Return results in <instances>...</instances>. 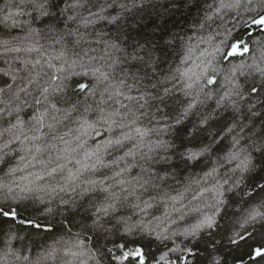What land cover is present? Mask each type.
Wrapping results in <instances>:
<instances>
[{
  "label": "snow or ice",
  "instance_id": "obj_1",
  "mask_svg": "<svg viewBox=\"0 0 264 264\" xmlns=\"http://www.w3.org/2000/svg\"><path fill=\"white\" fill-rule=\"evenodd\" d=\"M61 2L20 0L0 11V26L22 33L0 39V52L29 54L23 59L16 57L20 67L9 64L11 79L27 72L32 83L44 73L45 65L51 70L49 84L34 104L24 101V107H34L27 119L20 115L23 107L16 103L24 89L14 91L13 84L0 87V103L6 100L0 112L16 113L14 122L0 128V164L10 155L18 159L0 179V224L7 223L6 230L0 232V264H196V257H202L203 264H245V256L248 264H264V196L255 200V189L244 192L249 199L220 240H214L208 231L219 226L218 218L229 204L226 194L264 171V163L257 160V154L264 158V136L252 129L251 123L252 117L261 114L255 110L257 106L264 104V0H218L208 5L192 34L174 38L180 44L178 63L156 80L157 58L151 52L147 60L138 54L147 43L136 41L129 53L126 38L111 39L100 33L95 40L98 48H82L70 58L68 38L75 47L88 42L89 33L52 24L46 32L32 26L41 17V23H46L63 15ZM92 6L98 10L89 11L82 20L84 28L98 21L119 24V14L109 20L105 13L108 8L126 9L116 0H97ZM25 7L31 9L32 18L21 22L18 17L25 14ZM79 7L80 0H75L64 11ZM229 14L230 27L225 19ZM213 17L221 20L217 27L223 30L205 36V26ZM42 39L48 40L51 52ZM55 45H60L59 51ZM34 52L37 57L31 58ZM133 62H142V67L133 68ZM73 76H91L104 85L95 106L87 99L96 95L95 85L90 88L79 82L76 87L86 93L81 108L74 106L70 113L51 99L64 94ZM178 94L184 102L177 100L179 110L171 115L166 111L167 102ZM213 98V113H196L204 100ZM216 110L231 111L233 119L221 130L210 131ZM193 115L199 116L198 122L178 144L175 137ZM196 135H207L210 142L192 144ZM228 137L227 150L213 155ZM175 159L185 165L205 161L207 170L187 177L175 194L157 190L155 166ZM136 169L139 171L133 175ZM255 187L257 196L264 193V184ZM150 188L156 190L155 195H147ZM81 208V220L73 222ZM160 208V215H155ZM122 209L130 214L119 215ZM54 212L62 217L58 223L64 235L35 260L31 247L14 246L15 241L26 239L18 234L17 225L31 226L33 231L55 230ZM50 217L52 221L47 222ZM187 217L193 222L185 223ZM73 227L79 230L73 233ZM199 243L204 245L203 254Z\"/></svg>",
  "mask_w": 264,
  "mask_h": 264
},
{
  "label": "trees",
  "instance_id": "obj_2",
  "mask_svg": "<svg viewBox=\"0 0 264 264\" xmlns=\"http://www.w3.org/2000/svg\"><path fill=\"white\" fill-rule=\"evenodd\" d=\"M74 2L75 0H63V2L59 5L63 15L57 16L55 21H46V23H41V20L44 19L41 17L40 19L35 20L32 26L44 29L46 32L47 26L52 24L62 30L79 28L81 32L89 33L86 38L88 42H81L79 46L75 47L72 44V38H68V55L70 58H72L73 52H80L82 48H98L99 46L95 43V40L99 38L98 34L100 33L106 34L107 38L111 39H115L117 36L121 39L126 38V46L129 53L133 51L132 46L136 41H139L142 44L147 43V47L138 54L144 56L145 60H147L148 54L151 52L152 56L157 58L155 64L157 74L153 76V80H156L159 79L160 76L168 73L170 65L175 66V64L178 63L180 44L178 40H175L174 38L177 36L192 34V32L196 30L194 26L203 21L205 13L208 11V5L218 3V0H116L117 3H124L126 5V9L122 11L119 7H117L116 10L113 11L111 8H108L105 15H108L110 20L111 16L119 14V24L109 23L108 21H98L96 24L89 25L87 28L83 27L82 20L88 17L89 11L95 12L98 10L92 6V3H96L97 0H92V3H90L89 0H80L81 7L64 11L68 4ZM99 2L103 3V0H99ZM13 3L19 4L20 0H0V11L5 10L6 5ZM24 12L25 14L19 16L18 20L21 22L30 21L32 18L30 15L31 9L25 7ZM231 15L232 14H229V16L225 17L228 21L227 26L229 27L233 23L230 19ZM68 16L76 17V19L68 20ZM220 24L221 20L218 17H213V20L209 21L205 26L203 34L206 36L209 32L222 31V28L217 27ZM208 25H210V27ZM18 35H22L18 29L9 30L0 26V39H10L11 37ZM170 41L172 42L170 43ZM40 42L44 44L45 48L48 49L49 52H51L47 39H42ZM153 46L155 48L154 51H152ZM53 47H55L57 51L60 50V45H55ZM28 55L29 54L23 52L7 54L0 52V87H4L6 84H13L14 91L24 89L23 92L19 93V99L16 103L23 107V112H21L20 115L25 119L32 115L34 107H24V101H27L29 105L34 104V99L40 96V92L44 87L48 86L49 76L51 73V70H49L45 65L44 73H48V75L42 73L40 77L33 80L32 83H29L30 74L27 72H20L16 74L17 78L13 81L11 79V75L8 74L9 64H11L12 68L20 67L21 65L19 61L16 60V57L19 56L23 59ZM30 57L36 58L37 53H31ZM137 66L142 67V62L140 64L133 62L132 67L135 68ZM79 70L80 69L77 68V71ZM147 71L151 72V69H147ZM141 74H143V72ZM77 82L88 84L90 88L95 85L96 95L87 96L88 103L93 106H95L96 102L101 100V93H103L104 90V85L98 84L91 76H73L68 81L69 87L65 90L63 95L51 97V99L57 103L59 108L68 109L70 113L72 112L74 106L76 108H81L86 99V93L81 92V90L76 87ZM54 83H59V81ZM215 87L218 89L219 85H216ZM177 100L184 102V98L179 94L175 100H169L167 102L168 107L166 111L171 115H174L175 112L179 110ZM5 103L6 100L5 102L0 103V108H5ZM214 109H216V104L215 99L213 98L204 100L195 111L199 114H210L213 113ZM255 110L261 114L251 118L252 129H254L260 136H264V104H259ZM244 112L245 121L247 122V104L244 105ZM15 115L16 113L13 112L10 116L7 109L4 112H0V128L7 127L8 122H14ZM214 115L217 119L210 121V131L221 130L223 127L227 126V124L231 123L233 119L231 111L223 112L222 110H216ZM198 119V115H193L183 126H181L178 136L175 137L178 144L184 140L187 136V131L192 128L193 124L198 122ZM230 139L231 138L228 137V139H225L222 144L218 145L213 155H216L217 153L223 154V151L227 150ZM201 142L203 144L209 143L210 141L208 136L196 135L192 139V144L199 145ZM188 146H191V144ZM207 159L210 161L211 158ZM257 160L258 163H264V158L259 157L258 154ZM17 163L18 159L16 155L8 156L5 162L0 164V179H4L8 169L10 167H15ZM204 163L205 161H201L200 163L194 165L192 163L185 165L179 159H175L166 164L156 165L155 169L158 175L153 178V183L158 186L157 190H167L172 194H175V190L182 188L187 177L195 176L197 173H202L207 170L204 167ZM138 171V169L134 170L133 175H135ZM21 174L23 173H17V175ZM261 176H264V171H262L257 177L248 178L245 184L241 185V187L236 191L226 194L229 204L218 218L219 226L214 230H208L212 232V238L214 240H220L221 237L224 236L225 230L234 226L236 220L239 218V209L244 206V202L249 199L244 196V192L255 189L253 192L255 200H259L260 196H264V193H260L259 196L256 195V193L259 192V189H256L255 186L257 184H264V179H261ZM155 194L156 190L150 188L147 195ZM147 195H145V199L147 198ZM190 199L191 195L189 194L187 200ZM187 200H185V203H187ZM84 207H87V200L84 201ZM162 210V208L155 210L154 214L160 215ZM129 214L130 210L128 209H122L119 212V215ZM82 215L83 209L81 208L73 216V222L80 221ZM173 218H175V214L173 215ZM52 219L53 218L50 217L47 222H51ZM54 219L57 223L55 230L53 231H33L31 226L17 225L18 234L22 237H26V239L22 241H15L14 246L17 248L23 247L25 249L31 247V258L35 260L38 255H40L48 248L49 245L53 243L54 240L64 235V231L58 223L62 217L58 213L54 212ZM41 222L45 223L43 220ZM191 222H193V218L187 217L185 223ZM8 223H10V221ZM112 223L114 224L115 220H113ZM6 228L7 223L0 224V232H3ZM78 230L79 229L77 227L72 228L73 233ZM29 232L32 234L28 235ZM179 242L180 241L177 240V243ZM104 243L105 242L102 239L99 241L100 245H103ZM224 243H226V241ZM169 244H171V242H169ZM110 246L111 245H109V247ZM0 247H2V245H0ZM198 247L199 251L203 254L204 245L199 243ZM219 247L223 249L224 244H221ZM152 248L153 251H155L156 245L153 244ZM195 259L196 264H203L202 257H196ZM231 259L232 257L229 256L228 260L231 261ZM48 264H51V262H48ZM245 264H248L247 256H245Z\"/></svg>",
  "mask_w": 264,
  "mask_h": 264
}]
</instances>
